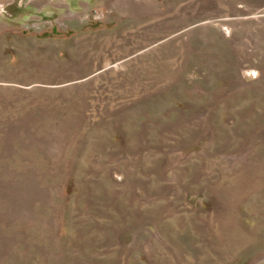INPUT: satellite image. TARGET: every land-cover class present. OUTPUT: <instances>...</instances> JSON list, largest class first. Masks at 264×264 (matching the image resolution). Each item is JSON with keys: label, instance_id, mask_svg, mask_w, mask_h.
<instances>
[{"label": "rangeland", "instance_id": "374dc122", "mask_svg": "<svg viewBox=\"0 0 264 264\" xmlns=\"http://www.w3.org/2000/svg\"><path fill=\"white\" fill-rule=\"evenodd\" d=\"M0 264H264V0H0Z\"/></svg>", "mask_w": 264, "mask_h": 264}]
</instances>
